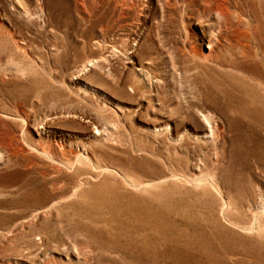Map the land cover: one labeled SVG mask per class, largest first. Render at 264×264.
<instances>
[{"label":"rangeland","instance_id":"1","mask_svg":"<svg viewBox=\"0 0 264 264\" xmlns=\"http://www.w3.org/2000/svg\"><path fill=\"white\" fill-rule=\"evenodd\" d=\"M216 2L0 0V264H264V56L205 58Z\"/></svg>","mask_w":264,"mask_h":264},{"label":"bare ground","instance_id":"2","mask_svg":"<svg viewBox=\"0 0 264 264\" xmlns=\"http://www.w3.org/2000/svg\"><path fill=\"white\" fill-rule=\"evenodd\" d=\"M259 1L238 0L236 9H231L227 0H217L212 5L210 12L214 20L210 22L215 28L207 38L206 59L215 57L214 48L216 43H220V36L216 37V33L220 35V30H223L225 33L223 40L226 44L221 45L229 53L232 63L228 66L248 76L257 73L254 64L264 56V11L258 8L257 3L261 6ZM202 20L200 18L197 22L200 23ZM204 119L211 132L217 130V123L213 121V116L209 112H206Z\"/></svg>","mask_w":264,"mask_h":264}]
</instances>
